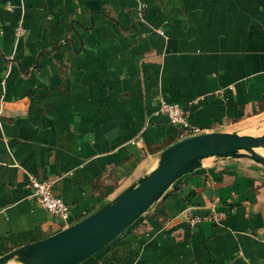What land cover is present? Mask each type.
<instances>
[{
    "label": "crops",
    "instance_id": "crops-1",
    "mask_svg": "<svg viewBox=\"0 0 264 264\" xmlns=\"http://www.w3.org/2000/svg\"><path fill=\"white\" fill-rule=\"evenodd\" d=\"M161 100L204 132L264 115V0H0V256L151 170L179 133ZM80 264H264V168L206 159Z\"/></svg>",
    "mask_w": 264,
    "mask_h": 264
},
{
    "label": "water",
    "instance_id": "water-1",
    "mask_svg": "<svg viewBox=\"0 0 264 264\" xmlns=\"http://www.w3.org/2000/svg\"><path fill=\"white\" fill-rule=\"evenodd\" d=\"M264 133L210 131L178 140L154 167L95 211L40 240L0 256V264H80L103 249L186 174L208 158L246 157L264 168Z\"/></svg>",
    "mask_w": 264,
    "mask_h": 264
},
{
    "label": "built area",
    "instance_id": "built-area-1",
    "mask_svg": "<svg viewBox=\"0 0 264 264\" xmlns=\"http://www.w3.org/2000/svg\"><path fill=\"white\" fill-rule=\"evenodd\" d=\"M22 33L23 29L18 25L15 28V34L20 36ZM160 111L167 116L171 125L177 127L179 131L177 141L204 132L201 128L189 123L187 108L178 103L161 100ZM28 184L32 189L31 197L39 207L50 215L68 222L71 215V208L62 198L52 193L50 180L40 179L36 175L31 174L29 175ZM209 218L214 220L216 217L213 215L209 216ZM203 219L204 216L199 214L189 215L187 217V224L190 228H193Z\"/></svg>",
    "mask_w": 264,
    "mask_h": 264
},
{
    "label": "rangeland",
    "instance_id": "rangeland-1",
    "mask_svg": "<svg viewBox=\"0 0 264 264\" xmlns=\"http://www.w3.org/2000/svg\"><path fill=\"white\" fill-rule=\"evenodd\" d=\"M236 132L241 134H261L264 133V115L250 118L240 124ZM264 154V149H258Z\"/></svg>",
    "mask_w": 264,
    "mask_h": 264
}]
</instances>
